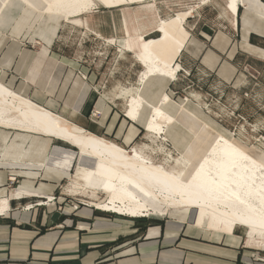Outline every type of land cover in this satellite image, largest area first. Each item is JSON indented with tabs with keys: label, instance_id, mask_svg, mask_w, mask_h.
Masks as SVG:
<instances>
[{
	"label": "crops",
	"instance_id": "0c3cea01",
	"mask_svg": "<svg viewBox=\"0 0 264 264\" xmlns=\"http://www.w3.org/2000/svg\"><path fill=\"white\" fill-rule=\"evenodd\" d=\"M154 1L149 6L155 11L153 6L164 9V4L174 0ZM140 3L116 7L118 21L125 28L126 23L131 28L130 24L135 27L142 22ZM31 5L20 0L0 3V82L59 116L69 114L70 120H66L78 130L108 136L123 146L133 143L141 121H130L93 96L100 71L89 63H79L78 51L60 46L59 35L66 21L43 14L42 4L36 0ZM154 11H150L153 19ZM99 14L98 9L82 18L94 25L102 22L104 16ZM235 17L244 48L264 51L250 42L252 35L264 40V0H241ZM188 18L186 22L193 21ZM223 37L211 38L209 45L214 50L207 48L198 57L220 61L228 52L229 40ZM32 42L41 46L24 45ZM197 43L203 41L190 34L182 54L193 57L191 48ZM243 52L264 62L263 57L258 58L261 56ZM230 54L232 59L236 51ZM152 79L162 80L152 77L144 86ZM92 107L101 111L94 121L88 116ZM168 131L170 136L171 127ZM76 153L74 147L53 138L0 128V198H10L9 209L0 215V264H264V248L253 247L248 238L244 241L240 229L224 231L198 225L190 212L134 218L100 211L95 200L73 210L70 202L83 201L79 195L66 193V183L75 173ZM63 157L71 158L68 167L60 164ZM14 161L25 167L12 166ZM51 196H57L55 204L23 209Z\"/></svg>",
	"mask_w": 264,
	"mask_h": 264
},
{
	"label": "bare ground",
	"instance_id": "6f19581e",
	"mask_svg": "<svg viewBox=\"0 0 264 264\" xmlns=\"http://www.w3.org/2000/svg\"><path fill=\"white\" fill-rule=\"evenodd\" d=\"M20 1L32 7L34 0ZM36 1L42 4L43 14L61 16L66 22L81 25V19H74L97 6L112 8L150 0ZM4 2L0 1L1 6ZM240 3L241 0H227L226 8L232 16H237ZM191 12L192 9L177 12L169 19L160 20L156 28L158 36L141 42L134 54L143 67L139 77L141 85L152 77L175 79L180 68L176 61L190 36L185 23ZM121 95L127 97L125 114L130 121H137L144 107L151 106L148 100L137 95L136 89H124ZM168 100L163 95L162 104ZM184 114L181 119L174 118L153 105L145 122L146 132L155 135H165V130L175 122L193 123L187 127L196 133L200 130L176 164L167 168L155 163L142 149L126 150L86 130H74V125L63 117L0 82V128L53 138L76 148L75 173L69 181L73 187L106 194L107 200L97 204L98 210L148 218L193 209L194 222L198 225L224 231L243 229L248 239L264 241V155L235 136L217 132H213L212 141L206 144L203 139L208 132L204 129L209 128L197 124L191 114L185 111ZM15 162L12 165H24ZM60 164L68 167L69 159L63 157ZM9 199L0 198V215L9 209Z\"/></svg>",
	"mask_w": 264,
	"mask_h": 264
},
{
	"label": "rangeland",
	"instance_id": "374dc122",
	"mask_svg": "<svg viewBox=\"0 0 264 264\" xmlns=\"http://www.w3.org/2000/svg\"><path fill=\"white\" fill-rule=\"evenodd\" d=\"M153 1L140 3L144 17L135 27L134 23L130 24L131 28L128 23H126L127 28L119 23L120 15L116 7L97 6L92 9L91 11L99 9V15L104 16L100 17L102 22L96 21L94 25L86 23L82 18L84 15L74 19H81V25L66 22L59 35V43H62L60 46L66 51H78L79 63L85 65L89 63V66L100 71V80L92 87L93 96L101 98L126 117L128 102L127 97L122 96L121 92L124 89L133 91L136 89L137 95L148 100L149 105L160 106L172 117L181 119L185 111L193 116L197 124L206 125L209 128L204 129L208 132V136L203 139L206 144H210L215 135L213 132H217L227 137L235 136L238 141L254 147L264 155V70L262 69L264 62L261 59L248 57L243 49L263 59L264 51L252 46L244 48L238 23L233 21L236 17L226 8L227 0H174L173 3L168 1L169 3L164 4V9L153 6L155 11L149 6ZM191 9L192 12L187 19L190 17L193 21L186 22L185 29L189 35L198 36L203 44L193 45L191 48L193 57L181 53L176 61L180 68L172 81L167 78L152 79L146 86L141 85L139 77L143 67L134 56L139 51L141 42L159 34L156 28L160 20L169 19L177 12ZM151 10L154 11V19L150 16ZM97 23L98 25L95 26ZM218 34L228 38L226 49L228 52L222 55L220 61L215 58L201 60L198 57L199 53L207 48L214 50L209 44L211 38ZM225 38L224 41L227 39ZM250 42L264 47V40L256 36L252 35ZM24 45H29L31 48L41 46L34 42ZM231 51H236V56L232 59L229 58ZM79 74L82 77L84 75L83 78L86 79L87 75L83 71L80 70ZM165 94L169 100L163 105L161 99ZM151 106H145L146 110H142L138 120L141 121L140 132L130 145L123 146L106 135L102 138L115 142L126 150L132 147L142 149L155 163L167 168L173 167L180 159L183 147L188 142H192L200 130L196 133L187 127L193 123L187 122L184 125L175 122L171 125L170 136L166 131L168 128L165 130V135L150 134L146 132L145 122L149 119ZM100 114V110L92 107L88 116L94 121L100 117ZM61 116L70 120L69 114ZM74 130L78 129L74 128ZM76 151L77 158L78 150ZM68 159L70 165L71 158ZM15 183L16 181L13 185ZM66 184H69L66 186L68 195H79L87 202L95 200V206L107 200L106 194L102 192L93 191L94 194L88 188L73 187L70 181ZM190 213L194 218L195 211L192 209ZM241 230L239 231L245 241L247 237L244 236L243 229ZM247 241L255 248H264L262 240L247 239Z\"/></svg>",
	"mask_w": 264,
	"mask_h": 264
},
{
	"label": "built area",
	"instance_id": "2783aa9c",
	"mask_svg": "<svg viewBox=\"0 0 264 264\" xmlns=\"http://www.w3.org/2000/svg\"><path fill=\"white\" fill-rule=\"evenodd\" d=\"M200 4L202 5L201 2H200ZM83 77H84V75H83ZM12 180H15V178H13ZM57 201H58L57 196H51V197L44 199L43 201H39V202L34 203V204L26 205L23 209L29 210V209L33 208L34 206L55 204V202H57ZM69 204L71 205L73 210H77L80 206H87L88 205V203L86 201H80V202H74L73 201V202H70ZM95 208L97 209V206H95ZM99 210L103 211V212H110V211H105V210H101V209H99ZM110 213H113V212H110ZM138 218H143V217H138Z\"/></svg>",
	"mask_w": 264,
	"mask_h": 264
},
{
	"label": "trees",
	"instance_id": "16d2710c",
	"mask_svg": "<svg viewBox=\"0 0 264 264\" xmlns=\"http://www.w3.org/2000/svg\"><path fill=\"white\" fill-rule=\"evenodd\" d=\"M158 36V35H157ZM150 38V37H149Z\"/></svg>",
	"mask_w": 264,
	"mask_h": 264
}]
</instances>
